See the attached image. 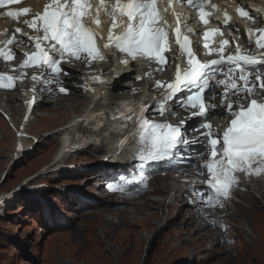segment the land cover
<instances>
[{"label":"snow or ice","instance_id":"6c2138e0","mask_svg":"<svg viewBox=\"0 0 264 264\" xmlns=\"http://www.w3.org/2000/svg\"><path fill=\"white\" fill-rule=\"evenodd\" d=\"M23 2L0 0V9ZM175 3L192 8L205 25L209 23L210 13L222 15V22L216 20L222 23V28L205 30L203 40L197 41L203 43L209 55L216 54L217 59L202 62L196 56L192 41L184 31L194 29L188 27L184 14L176 10L174 0H46L42 10L34 11L24 6L8 8L0 12V17L19 20L32 31L16 27L0 33L6 37L0 39V58L14 59L15 51L11 46L18 39H26L34 50L24 53L26 59L18 66L21 75L26 74L24 69L28 67H42L47 75L33 74L32 80L55 85L59 92L67 93L69 89L62 86L61 79L68 74L64 64L105 60L107 50L114 48L126 57L118 63L147 60L150 65H157L155 71L163 72L168 63L165 53L173 44L178 45L181 62L175 65L174 79L156 81L153 87L161 89L158 95L148 102L126 101L106 119L119 120L126 129L119 141L120 148L133 149L145 187L144 171L150 162L167 161L170 167H198L200 175H206V179L190 187L195 201L190 199L189 202L213 209L206 219L212 226L226 229L228 226L216 218L215 208L224 207V201L240 183V173L246 176L264 174V100L254 98L264 94V26L246 29L247 42L256 45L254 53L242 49L238 36L233 38L234 51L227 55L228 39H220L215 47L212 42L216 36L224 37L225 33L230 35L235 31L239 34L244 20L260 18L264 14V0L256 3L241 0L243 6L234 9L241 18L239 22H232L226 6L222 8L211 0H175ZM91 79L104 82L101 76ZM15 80L13 75L0 73V87L12 88ZM84 87L87 91H96L88 85ZM217 88L223 89L219 107L225 110L224 115L231 116L222 132L214 131L209 122L216 115L217 105L210 101L215 98ZM244 101L249 102L245 104ZM33 103L34 100L29 101V109ZM172 103L190 111L191 117L199 118L192 129H205L199 138L187 139L189 129L184 121L173 125L148 119L150 113L164 115L172 111ZM197 144L199 149L193 147ZM204 151L209 153V158L201 162L200 155ZM109 187L115 190L117 186L110 184Z\"/></svg>","mask_w":264,"mask_h":264},{"label":"rangeland","instance_id":"374dc122","mask_svg":"<svg viewBox=\"0 0 264 264\" xmlns=\"http://www.w3.org/2000/svg\"><path fill=\"white\" fill-rule=\"evenodd\" d=\"M53 116L48 121L43 118L34 121L31 130L37 134L47 130L51 132V129L61 125L64 118L61 113ZM52 120L60 123L53 125ZM65 121L66 119L62 122ZM8 123L10 122L0 117V195L10 194L4 204L0 203V264H264V199L260 200L259 206L252 205L255 201L252 199L248 203L258 207L242 210L241 217L247 219L249 223L246 222L257 230L255 234L249 237L245 233L242 237L236 234L227 235L230 240L225 242L220 237L223 241L216 245L215 250L218 253L214 257L206 249H201L198 253L197 248L184 243L178 253L166 257L180 242V239H175L173 234L168 233V226L159 237L152 239L154 232L148 236L152 226L143 224L145 222L141 221L142 216L138 215L135 219L129 217L128 222L131 225L128 222L106 225L105 219L115 218L117 221L118 215L98 211V206L90 202L81 203L90 200L93 203L98 202L96 198L104 199L107 192L105 187H100L102 185L98 188L94 180L87 181V176L92 171L102 167L96 157L98 154L93 150H81L68 161L70 163L80 156H88L89 159L70 164L79 167L77 173L60 174V171H54L53 176L44 174L45 176L35 179L37 174L40 175L42 166L54 157L55 151H52L51 144L57 142L55 138H49L40 144L37 142L38 137L31 138L29 140L33 143L26 142L30 146L27 155L18 162L12 160L1 175L11 154L1 150L13 148L16 143L15 131ZM192 129L193 126L189 128L190 132ZM49 150L52 154L42 158ZM151 181H154V176L147 181L148 184ZM162 181H154L152 185L155 190L160 188ZM78 187L95 198L81 196L75 190ZM255 194L256 192L253 196ZM157 198L160 196L150 194L145 199L134 200L125 206L133 212L145 200H158ZM161 218L165 222L166 217ZM184 220L181 216L177 222L183 223ZM155 221L157 219L147 222H152L153 225ZM251 227L248 226L247 230L251 231ZM259 227L263 233L261 239L257 237ZM220 229L225 230L221 227ZM184 238L188 240V233ZM237 241H240L237 249L241 253L238 256L239 262L233 261L237 252L226 247ZM224 250L226 251L222 253ZM190 256L193 261L188 260Z\"/></svg>","mask_w":264,"mask_h":264},{"label":"bare ground","instance_id":"6f19581e","mask_svg":"<svg viewBox=\"0 0 264 264\" xmlns=\"http://www.w3.org/2000/svg\"><path fill=\"white\" fill-rule=\"evenodd\" d=\"M35 5V3H34ZM19 27L22 28L24 31L31 32L32 30L28 29L26 25L23 23H19ZM6 28V27H4ZM7 31L6 29H3L2 33ZM10 32V31H9ZM5 36L0 35V39H3ZM242 49L247 51L246 45V39L243 38L242 41L239 42ZM29 42L22 38L18 39L14 44L11 46L13 50L15 51V57L17 60H15L13 63H11V67L7 70V74L13 75L14 77L21 74V70L18 67L22 64L24 61L23 59V51L24 47L28 46ZM229 51H234V47H231ZM81 61H74L73 66H71V69H65L67 71V75L61 77L62 79V86L69 89L67 93H61L59 92L58 88L55 85H45L42 84L41 87L38 89V97L39 100L37 102V106L35 107L34 111L31 115L26 116V110L22 107L23 102L20 100H16L14 94L15 92L19 91L18 85L14 82V87L12 88H4L0 87V101H4L6 103V108L3 107L2 104L0 106L9 113V117H12V122L14 125H17V128L19 129V126L21 122L26 119L28 120V129L27 133L31 134L30 138L27 139H20L22 142L21 144L18 143V138L16 132L14 133L15 141L17 143L15 144V147L11 148H3L1 152H7L10 153V156L7 160L6 166L2 168L1 175L4 171L7 170V167L9 166L10 162L14 160V162H18L21 159H23L24 156L27 155L28 151L30 150V146L26 144V142L33 143V141L29 139H35L38 137L37 142L40 144L45 142L49 138H55L56 143L51 144L52 151H55L54 157L49 161L46 162L42 168L40 175H36L35 179L40 178L41 176H45L44 174L53 176L57 172L56 167H61V169L58 170V173L60 171V174L62 172L66 173H77V168L74 164L70 165L72 163H75L78 161H84L85 159H89L88 156L84 155L83 157H78L76 160H73V162H68L66 165H62L59 163V161L56 159V149L59 146V139H58V133L59 129L55 130V128H58L62 125H65L69 119L74 117L75 115L82 112L84 108H86V105L88 108H91L90 114L87 117L86 123L82 120V127L85 130V133L87 132H98V127L103 126L104 124L106 126L112 125V123L118 122L119 120H111L106 119L110 116L112 113V110H115L120 107V105L126 101H135V99H132V97H138L140 94H142L147 85L148 89L150 91L159 90L160 88L153 87L155 84V81L151 78L153 76H149L150 78L141 77L143 75H138L135 73H128L123 74V76L117 80H113L111 84L112 86V92L108 93V96L106 98V94H102L103 100H105V105L108 107V115L106 117H99L97 116V110H99V107L96 106V103H94V99L98 97L100 94L95 95L94 93H91L93 95V98L90 94H88L85 90V84L84 82L86 80H90V75L93 76L95 74V65L93 64L91 67L88 66V64H81ZM15 69V71H13ZM41 68L39 69H32L27 68L24 70L26 73L23 75V84L25 87L29 85V83L32 80V75L41 73ZM227 70V69H226ZM47 75V74H46ZM111 75V73L107 72V69H105V75L103 76V84H109V81L107 78ZM123 79H128L126 82H123ZM121 80V81H118ZM51 89V90H49ZM223 89L217 88L215 93V98L210 101V103L216 104L217 107L215 109L216 115H213L210 119V123L213 126V130H220L222 132L223 129H225L230 120L231 116L224 115V109L219 107V102L221 100ZM243 95V94H242ZM106 98V99H105ZM256 99H264V94H260L255 96ZM233 100L237 99V97H232ZM249 101H244V103H248ZM92 106L94 108H92ZM235 107V104H234ZM176 108V109H175ZM73 111L71 112V110ZM65 110V111H64ZM172 111H168L167 118L169 121H171V124L177 125L181 121H184L185 127L190 128L198 123L199 119H196L194 117L190 116V111L186 110L185 108L180 107L178 104H173L171 106ZM174 111V114H173ZM42 113V114H41ZM55 113H61L63 114L64 118L62 121L66 119L65 122L61 121V125L58 127L51 129V132H42L40 134H37L31 130V125L34 123V121H37L40 118H43L45 121L50 120ZM5 113L2 112L0 109V117L3 118L5 121H8V119L5 118ZM9 122V121H8ZM60 123L59 121L52 120L53 125H57ZM9 124V123H8ZM77 123L72 125L70 128L74 127ZM10 126V125H9ZM69 128V129H70ZM97 129V130H96ZM43 130V129H42ZM46 131V130H45ZM103 131H106L105 129H101L100 133L103 134ZM188 131L187 133V139L188 140H195L201 136V133L205 131L204 128H198L196 130ZM20 133V132H19ZM22 133V132H21ZM109 132L106 131V134L109 135ZM118 134V132L116 133ZM114 136V135H113ZM109 137L115 139L117 136ZM10 145V143H9ZM193 147L199 149L200 145H194ZM83 151L87 150H93L98 155L96 157H104V154H107L106 146L100 145L96 146L94 144H88L86 147L81 149ZM52 151L49 150L47 153L45 152L43 157H47L52 154ZM80 152V151H79ZM6 153V154H7ZM74 155V154H73ZM70 156V159L72 156ZM123 157L126 159H119V167H128V171L131 173V176L133 177V187H131L129 190L125 191L124 189L119 190H111L109 192L105 193V198L101 200V198L98 199V202H92L90 201H82L81 203H89L98 206V211H104L107 214L115 213L116 216L118 215L117 221L115 218L111 219H105V224H123L129 221V217H132L133 219L137 218L138 215L142 216V222L144 221L147 226H152V228L149 230L150 233L148 236L150 237L152 233L154 232V236L152 239H154L156 236H160L163 232V229L168 226V233L173 234V237L175 239H180V242L177 244L175 248L171 250L169 254L166 255V257H172L174 254L178 253L179 248H181V244H186L188 246H191L192 248H197L198 253L201 249H206L209 254L212 253V257H214L218 252L215 250V247L217 244L221 242L222 237L225 241H229L230 237L227 235H238L242 237L243 233H245L248 237L250 235L255 234L257 230H255L251 225H249L247 219H244L241 217V214H243V209H254L255 207H258L260 205V200L264 199V174L256 176H246L243 173H240V183L237 187H235L232 190L231 197L224 201V207L215 208V214L216 218L218 220H222L228 227L222 231L220 227L212 226L210 221L206 219V215L210 214L213 209L202 207L199 203H190V199L195 201V196L192 191H190V187L193 184H200L201 181L206 179V175L202 176L200 175L199 168L198 167H187V166H169V162L167 161H160V162H150L148 165L145 166L144 176L146 177V184L147 186H144V183L141 182V175L139 172V161L133 154L132 148H126V150L123 152ZM209 158V153L207 151H204L200 155V161L203 162L204 160H207ZM69 159V160H70ZM75 159V158H74ZM92 158H90L91 160ZM107 161V160H105ZM113 159H110L107 162H102L99 160V163L101 164H111ZM43 163V162H42ZM258 165H253V167H257ZM106 173L105 170H96L92 172L89 176H87L88 180H94L95 184L102 185L100 187H103V184H107L105 186L106 188H109V183L107 179L103 178V175ZM9 174V171H8ZM56 175V174H55ZM111 176V173H106L105 176ZM154 176V181L157 180H163L162 184L160 185V188L158 190H155L153 187L154 181H151L150 184H148L147 181L151 177ZM161 176H164L166 178H159ZM169 177V178H167ZM108 178V177H107ZM111 180L112 178H108ZM251 182V184L249 182ZM113 182V181H112ZM111 184H114L112 183ZM135 182H139V186L135 184ZM159 187V186H158ZM77 193H80L81 196L93 197L95 198L91 193L85 192L82 188H75ZM254 192H256V196L254 195ZM150 194H160L163 195L162 198H157L158 200H145L140 205L136 206V210L133 212H130L131 210L128 209V207L125 206L126 203L134 202V200H140L145 199ZM10 194H3L0 195V203H5L9 199ZM115 195H117L115 197ZM88 196V197H87ZM247 196V198H246ZM118 197V198H117ZM117 198V199H116ZM86 199V200H87ZM253 201L252 205H259L258 206H251L248 202ZM104 200V201H103ZM92 205V206H93ZM261 207V206H260ZM206 208V209H205ZM167 209V210H166ZM161 210V211H160ZM175 210L173 212V215H170L171 211ZM88 212V211H87ZM160 212V213H159ZM90 213V212H89ZM87 213V214H89ZM187 213V214H186ZM137 214V215H136ZM183 216L185 218L183 223H178L177 220ZM166 217L165 222L163 223L162 220ZM161 218V219H160ZM65 220V218H62ZM154 219H157V222L152 225V222H147L148 220L153 221ZM243 220V221H242ZM245 220V221H244ZM248 223H247V222ZM147 222V223H146ZM129 223V222H128ZM130 224V223H129ZM131 225V224H130ZM137 225V224H136ZM251 227V231L247 230V227ZM194 230V231H193ZM219 232H217V231ZM188 233V240H185V236ZM263 235L261 228L258 229V238L261 239V236ZM105 236V235H104ZM147 236V238H149ZM256 238V235L255 237ZM223 241V240H222ZM146 243V242H145ZM240 241L235 242L234 244L226 245L228 249H231L232 252H237V257L233 258V261L239 262L240 254L238 252ZM145 245V244H144ZM147 246V244H146ZM214 250V251H213ZM226 250L222 251L224 253ZM239 256V257H238ZM209 257V256H208ZM207 257V258H208ZM191 261V256L188 259ZM193 261V260H192ZM247 262V260H246Z\"/></svg>","mask_w":264,"mask_h":264}]
</instances>
